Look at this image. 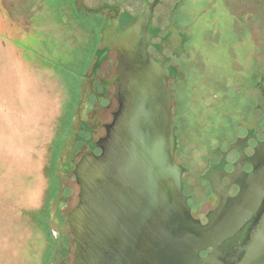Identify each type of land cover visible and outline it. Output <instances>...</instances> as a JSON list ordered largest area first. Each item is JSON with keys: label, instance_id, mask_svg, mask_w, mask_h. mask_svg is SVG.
Here are the masks:
<instances>
[{"label": "rangeland", "instance_id": "rangeland-1", "mask_svg": "<svg viewBox=\"0 0 264 264\" xmlns=\"http://www.w3.org/2000/svg\"><path fill=\"white\" fill-rule=\"evenodd\" d=\"M83 1L109 9L87 13L79 0H0V264H72L71 163L112 103L114 53L105 51L101 29L116 16L112 6L138 16L144 4ZM259 1L230 4L246 15L258 12ZM174 3L191 53H221L218 22L229 0H162L153 17L161 52L170 53L164 27ZM248 46L242 38L240 52ZM240 66H247L243 55ZM208 74L183 75L181 99L196 123L204 120L209 88L224 85L226 94L230 82L228 73ZM200 139H181L178 164L198 154L186 150Z\"/></svg>", "mask_w": 264, "mask_h": 264}, {"label": "water", "instance_id": "water-1", "mask_svg": "<svg viewBox=\"0 0 264 264\" xmlns=\"http://www.w3.org/2000/svg\"><path fill=\"white\" fill-rule=\"evenodd\" d=\"M159 1L145 2L138 16L118 8L101 30L114 53L112 103L71 163L72 264H264L263 248L237 245L247 214L206 225L190 214L175 160L171 76L148 51L160 46L152 21ZM174 11L166 30L178 37Z\"/></svg>", "mask_w": 264, "mask_h": 264}, {"label": "flooded vegetation", "instance_id": "flooded-vegetation-1", "mask_svg": "<svg viewBox=\"0 0 264 264\" xmlns=\"http://www.w3.org/2000/svg\"><path fill=\"white\" fill-rule=\"evenodd\" d=\"M152 1L144 0V4ZM230 1V7L224 8L218 22V43L222 49L215 57L214 53H191L189 39L181 32L175 18L177 3L170 12L175 9L173 22L178 37H171L172 34L168 33V23L164 27L171 37L170 43L167 42L169 55L162 53L156 44H152L148 51L157 62L164 60L171 76L169 89L176 138L175 160L177 153L183 151L180 146L183 137H201L197 144L195 140L192 148L190 145L186 150L187 153L198 151L196 154L201 152V155L190 160L186 158L185 167L178 164L183 170L182 193L192 218L206 225L212 216L221 220L233 212L247 214L249 218L238 231L237 245L251 243L264 249V0L259 1L261 8L258 12L250 10L247 16L231 6ZM161 3L162 0L154 14ZM79 4L83 11L91 13L86 10L89 8L83 0H79ZM105 7L109 9L104 4L97 13ZM112 7L118 10L117 16L120 7ZM99 18V23L106 20L102 16ZM155 28L151 22L150 33L154 40L156 35L152 30ZM242 38L249 45L246 53L240 52ZM242 55L247 66L241 69ZM187 73L203 76L209 73L210 80L217 73L229 74L226 94L224 85L216 90L209 88L207 93L210 96L204 101V120L200 123L192 118L194 114L185 99H181L183 86L188 81L183 75ZM94 153L99 151L94 150ZM210 252L208 249L201 256Z\"/></svg>", "mask_w": 264, "mask_h": 264}]
</instances>
